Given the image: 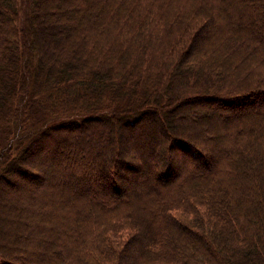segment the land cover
<instances>
[{
    "label": "trees",
    "instance_id": "trees-1",
    "mask_svg": "<svg viewBox=\"0 0 264 264\" xmlns=\"http://www.w3.org/2000/svg\"><path fill=\"white\" fill-rule=\"evenodd\" d=\"M26 11L0 0V264H264V108L218 105L264 92V0Z\"/></svg>",
    "mask_w": 264,
    "mask_h": 264
},
{
    "label": "rangeland",
    "instance_id": "rangeland-1",
    "mask_svg": "<svg viewBox=\"0 0 264 264\" xmlns=\"http://www.w3.org/2000/svg\"><path fill=\"white\" fill-rule=\"evenodd\" d=\"M18 8H19V12L21 14V23L20 24H21V26H24L25 16L27 14L26 13L27 12L26 11L27 10V0H18ZM250 92L251 91H248V93H250ZM249 97L250 98H248V99L246 98V101H244V104H241V105H240V103H238V104L237 103H235V104L233 103V104H230L231 107H230V105L229 106L226 105V106H228V108L226 106L224 107L223 104H221V103H219L218 105L223 110L227 109V110H229L232 113H241L242 112L243 114H248L249 111H251V109H254V108H259V107L260 108H264V92L258 93L254 97H252V96H249ZM250 101H251V103H250ZM30 123H31L30 129L37 125V123L34 122V121H32ZM28 129H29V126H28ZM124 130H125V133L126 132L129 133L128 131H131L130 129H124ZM126 138H127V136H125L123 132L118 133L117 141H116V145H117L118 149L124 150V149L127 148ZM3 143L4 142H0V146H3ZM171 155L174 157L173 158L174 159L173 161H174V164H175L174 166L176 167V169H178L179 166L181 167V165L179 164V161L181 160V156L183 158V155H181V153H179L178 149L177 150H173V152H171ZM45 156H49V155L45 154ZM128 159H131V158L125 157V156L123 158V160H128ZM135 162L136 161L132 162V164L129 162L130 163V164H128L129 166L124 165L121 168L115 169V171L112 174L113 179L110 180V185L108 186V188L111 189L112 192H114V187L115 186L119 189V185H121V181H123L124 178L127 177V175L128 176H133V174H137V172L134 171ZM177 163H178V166H177ZM158 168H159V166L157 167V169ZM170 171H169L168 175L166 174L167 178H170L169 176L172 175V172L174 170L171 171V172ZM39 175H41V174H39ZM162 175H164V173H161V176H159L160 179H163L162 177H164V176H162ZM9 189L15 190V188H13L11 186H9ZM119 191H120V189H119ZM117 194H120V193H117Z\"/></svg>",
    "mask_w": 264,
    "mask_h": 264
}]
</instances>
